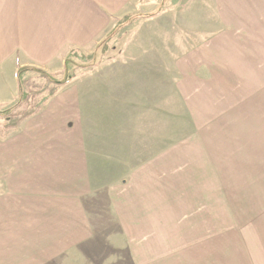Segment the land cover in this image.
Listing matches in <instances>:
<instances>
[{
	"label": "crops",
	"instance_id": "0c3cea01",
	"mask_svg": "<svg viewBox=\"0 0 264 264\" xmlns=\"http://www.w3.org/2000/svg\"><path fill=\"white\" fill-rule=\"evenodd\" d=\"M213 2L218 27L183 58V156L176 91L161 104L145 77L70 89L77 75L3 124L0 264H44L99 227L124 238L137 264H264V0ZM108 22L95 0H0V106L20 97L19 69L63 76L70 51H94ZM177 160L207 185H177Z\"/></svg>",
	"mask_w": 264,
	"mask_h": 264
},
{
	"label": "rangeland",
	"instance_id": "374dc122",
	"mask_svg": "<svg viewBox=\"0 0 264 264\" xmlns=\"http://www.w3.org/2000/svg\"><path fill=\"white\" fill-rule=\"evenodd\" d=\"M95 7L102 10L110 20L100 40L110 35L121 20L122 26L112 37L107 54L101 59L102 62L89 68L77 69L76 76L78 75L79 79L75 83L78 85H75L76 88L71 87L72 81L69 83L70 89H89V79H93L97 83L96 87L92 83L95 89H105L106 85L107 89L116 90L121 89L122 84L133 85L136 79L141 80L145 77L146 85H149V89L158 90L161 104L166 105H169L167 102L169 99L164 94L174 95L176 91L177 153L183 156L185 150L183 143L187 135L181 122L186 116L183 113L185 84L183 58L189 47L208 40L211 32L218 27L216 22L218 16L214 10L213 0H95ZM94 51L86 50L84 53L89 55ZM54 76L58 80L63 78L62 72H54ZM23 79L26 81L23 87L26 97L10 114H1L10 107L8 104L0 106V130L4 123H8L7 119L22 122L25 116L40 110L46 104V100L54 98L50 96H55L58 92L56 84L40 75L25 73ZM66 87L68 88V85L64 86ZM172 105L174 104L171 102ZM242 130L248 132V129ZM149 133L153 134L155 131L146 132V143L153 142L152 137L147 135ZM250 140H246L242 151L239 152L242 176L236 180L238 183L241 182V185L249 180L245 170L249 165L248 155L252 143ZM153 156L155 158V155ZM189 165L193 168V162H189ZM177 166L180 175L176 180L177 185L196 187L207 185L208 179L205 177L201 179L198 171H188L189 168H185L183 161L177 160ZM243 172L246 173L244 177ZM164 180L168 182L167 179H163V182ZM240 196L242 200L245 198V195ZM91 205H97L96 201H92ZM107 218L112 219L110 216ZM99 228L101 234L95 239L88 236L89 231L87 235L85 229L80 230L82 236L84 233L86 235L83 236L85 240L81 241L80 245L73 246V242L66 241L65 249L52 252L57 256L48 257L44 264H137L136 256L128 249V242H125L124 238L108 233L103 227ZM33 262L32 264H40L42 260L34 259Z\"/></svg>",
	"mask_w": 264,
	"mask_h": 264
},
{
	"label": "trees",
	"instance_id": "16d2710c",
	"mask_svg": "<svg viewBox=\"0 0 264 264\" xmlns=\"http://www.w3.org/2000/svg\"><path fill=\"white\" fill-rule=\"evenodd\" d=\"M121 21L117 23L112 33L108 35L107 37H105V39L102 40L98 44L96 50L93 53L86 55L83 52H81L79 49H72L65 59V68L63 72V78L61 80H58L52 75L42 70H39V69H35V68L19 69L18 74H19V79H20V97L13 104L9 105L10 107L1 114H4V113L10 114L13 110H15L16 107L20 106L21 103L24 101L26 95L23 91L24 83L22 81V76L25 72L27 71L36 72L42 77L47 78L52 83L58 86L59 85L61 86V85L69 83L70 81L74 79L77 73V69L82 68V67L89 68L99 63L102 57H104L107 54V50L109 47L108 45L111 42L112 37L117 33L118 31L117 29L120 28V26H122ZM6 122L12 123L13 121L7 119Z\"/></svg>",
	"mask_w": 264,
	"mask_h": 264
}]
</instances>
